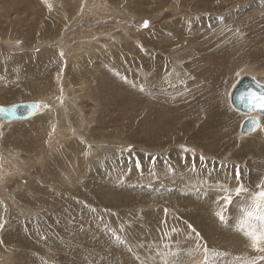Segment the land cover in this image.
<instances>
[{"label": "rangeland", "instance_id": "1", "mask_svg": "<svg viewBox=\"0 0 264 264\" xmlns=\"http://www.w3.org/2000/svg\"><path fill=\"white\" fill-rule=\"evenodd\" d=\"M10 1L0 105H41L0 124V264H264L240 228L264 116L241 136L229 104L240 77L264 84V0Z\"/></svg>", "mask_w": 264, "mask_h": 264}, {"label": "water", "instance_id": "2", "mask_svg": "<svg viewBox=\"0 0 264 264\" xmlns=\"http://www.w3.org/2000/svg\"><path fill=\"white\" fill-rule=\"evenodd\" d=\"M264 91V84L259 82L257 79L244 75L238 79L235 86L229 94V104L233 110L237 111L241 115H244L239 132L242 135H249L256 132L261 126L260 117L264 116V112L259 110L251 109L252 95H259ZM33 105H39V102H18L8 106H1L5 109H14L15 114L4 115L0 114V123L9 124L13 122H19L28 119L38 109L33 108ZM254 121L259 122V127H256Z\"/></svg>", "mask_w": 264, "mask_h": 264}, {"label": "snow or ice", "instance_id": "3", "mask_svg": "<svg viewBox=\"0 0 264 264\" xmlns=\"http://www.w3.org/2000/svg\"><path fill=\"white\" fill-rule=\"evenodd\" d=\"M51 7V5H49ZM144 27H148V22L145 21ZM143 91V89H141ZM33 108H38L39 105H33ZM46 107V106H45ZM259 110L264 112V91L259 95H252L251 100V109ZM0 114L9 115L15 114L14 109H5L0 107ZM256 127H259V122L254 121ZM246 191L243 185L236 189V194L240 195L241 192ZM227 203H231V197L226 198ZM243 217L240 221V228L244 231V234L251 240L252 247L260 252H264V190L259 191L254 194L252 197L251 205L247 208L242 209ZM221 222H225V218L222 214H218ZM256 224L259 225V230L256 228ZM3 227V224L0 223V228ZM130 250V249H129ZM207 264V260H205ZM250 264H256L255 261L250 262Z\"/></svg>", "mask_w": 264, "mask_h": 264}, {"label": "bare ground", "instance_id": "4", "mask_svg": "<svg viewBox=\"0 0 264 264\" xmlns=\"http://www.w3.org/2000/svg\"><path fill=\"white\" fill-rule=\"evenodd\" d=\"M19 1V0H18ZM102 1V0H101ZM108 1V0H107ZM166 1V0H165ZM11 2V4L13 5V6H11V7H14L15 8V10H17V11H24V10H26L27 8H28V6H27V4H23L22 5V3L20 4V3H18V2H16V0H11L10 1ZM20 2V1H19ZM65 2V1H64ZM73 2V1H72ZM24 3V2H23ZM32 3V2H31ZM66 3V2H65ZM64 3V4H65ZM76 3H78V2H76ZM68 4H70V3H68ZM67 4V5H68ZM73 4H74V2H73ZM66 5V4H65ZM213 6V5H212ZM101 7H103V6H101ZM72 8V7H71ZM40 9V8H39ZM60 9V8H59ZM66 8H64V11H63V13L64 12H66V11H68V9H66ZM102 9V8H101ZM30 11V10H29ZM28 11V12H29ZM60 11V10H59ZM62 11V10H61ZM104 11V10H103ZM32 12V11H31ZM33 13V12H32ZM55 13V12H54ZM56 13H58V9L56 8ZM5 14V13H4ZM7 14V13H6ZM7 16H9V15H7ZM54 18H58V16H54ZM53 20V19H52ZM20 21V20H19ZM20 22H22V21H20ZM53 24H55L54 22H53ZM18 25V24H17ZM32 25V24H31ZM31 27H35V25H32ZM37 29V28H36ZM38 29H39V27H38ZM29 31H31V30H29ZM19 34V33H18ZM229 35V37H228V41L230 42V41H232V42H230V44H229V46L230 47H228V49L226 50L225 48L226 47H224V50L222 51L219 47H218V45L220 44H217V45H212L211 44V48H213V46H217V49H215V50H213V52L211 53V54H207L205 51H204V48H207V47H204L203 48V50L202 51H200V52H202V54H201V56H202V59H204V60H212V62L213 61H216V62H218L217 60H220V59H222L224 56H225V54H226V52H228V51H232L233 50V48H235V43H236V34H235V31L232 33V36H235V37H231V33H229L228 34ZM238 35V34H237ZM175 36H176V34H175ZM178 36V35H177ZM7 37V36H6ZM178 38V37H177ZM233 38H235V39H233ZM13 40V39H12ZM202 41V38H198L197 39V41H196V44L197 45H203L204 43H202L201 42ZM196 45V46H197ZM233 47V48H232ZM210 48V47H209ZM209 48H208V50H209ZM210 48V49H211ZM262 54H264V53H262ZM261 55V54H260ZM254 58H256V57H254ZM211 62V63H212ZM215 63V62H214ZM218 64V63H217ZM219 65V64H218ZM98 68H100L99 66H97ZM222 67V66H221ZM229 67V66H228ZM215 70V69H214ZM224 70V69H223ZM101 72V71H100ZM192 72V71H191ZM103 73V72H102ZM195 76V75H194ZM197 76V75H196ZM252 77V76H251ZM155 78V77H154ZM101 80V79H100ZM109 80V79H108ZM107 81V80H106ZM105 83L106 82H104V85H105ZM108 83H109V81H108ZM104 85H103V87H104ZM196 85V84H195ZM200 85V84H199ZM192 86V85H191ZM98 87V86H97ZM96 87V88H97ZM101 87H102V85H101ZM108 87H109V85H108ZM233 89V88H232ZM103 91V90H102ZM168 91V90H167ZM104 92V91H103ZM231 92V91H230ZM98 93H100V92H98ZM169 92H167V94H168ZM171 93V92H170ZM198 93V92H197ZM115 94V93H114ZM98 96H99V94H97ZM157 95H158V93H157ZM169 95V94H168ZM117 96V95H116ZM158 96H160V95H158ZM2 96H1V94H0V98H1ZM119 97V96H118ZM5 98H7V97H5ZM99 99H101V98H99ZM120 99V98H119ZM103 100V99H102ZM24 102H26V101H24ZM32 102H38V101H32ZM120 102V101H119ZM40 104V103H39ZM164 104V103H163ZM209 104V103H208ZM12 105V104H11ZM41 105V104H40ZM1 106H3V105H1ZM8 106V105H7ZM167 106V105H166ZM172 107V106H171ZM39 108H40V106H39ZM158 108V107H157ZM164 108V107H163ZM166 108V107H165ZM164 108V109H165ZM160 109V108H159ZM172 109H173V107H172ZM167 108H166V112H167ZM174 110V109H173ZM39 111V109L34 113V114H36L37 112ZM154 111V110H153ZM171 111V110H170ZM174 111H176V110H174ZM109 112V111H108ZM177 112H178V110H177ZM235 112H237V111H235ZM159 113V112H158ZM160 113H162V110H161V112ZM170 113V112H169ZM172 113V112H171ZM238 113V112H237ZM33 114V115H34ZM157 114V113H156ZM165 114V113H164ZM32 115V116H33ZM153 115H154V113H153ZM161 115V114H160ZM168 114H166V116H167ZM172 115V114H171ZM228 115V114H227ZM226 115V116H227ZM107 116H109L108 115V113H107ZM107 116H104L105 118L107 117ZM244 116V115H243ZM31 117V116H30ZM118 117V116H117ZM155 117H156V115H155ZM159 117V116H158ZM163 117H164V115H163ZM168 117H170V115L168 116ZM179 117V116H178ZM177 117V118H178ZM228 117V116H227ZM245 117V116H244ZM29 118V117H28ZM154 118V117H153ZM166 118V117H165ZM165 118H164V120H165ZM171 118H172V116H171ZM174 118V117H173ZM180 118V117H179ZM178 118V119H179ZM104 119V118H103ZM155 119V118H154ZM168 120L170 119V118H167ZM177 119V120H178ZM227 119V118H226ZM225 119V120H226ZM110 120V119H109ZM153 120V119H152ZM100 122H101V124H103V122H102V120H99ZM106 121V120H105ZM161 121V120H160ZM159 121V122H160ZM19 122H21V121H19ZM158 122V121H157ZM163 122H166V121H163ZM13 123H16V122H13ZM105 123V122H104ZM162 123V122H161ZM174 123V122H173ZM0 124H2V123H0ZM11 124V123H10ZM158 124V123H157ZM241 124V123H240ZM104 125V124H103ZM171 125H172V123H171ZM162 126V125H161ZM160 126V127H161ZM207 126V124L206 123H203L202 125H200V126H198L197 128H198V130L195 128V125L192 127V129L193 130H196L195 131V133L196 132H198V135H199V133H201V132H203V135L202 136H204V134L206 133L207 135H208V132L209 131H207V132H205L206 131V127ZM213 128V127H212ZM262 128V125L259 127V129H261ZM186 129V128H185ZM258 129V130H259ZM189 130H191V129H189ZM240 133V132H239ZM157 134L155 133H152L151 131L147 134V138H148V136H153V137H155ZM206 135V137H209V135L207 136ZM241 136H245V135H242V134H240ZM250 135V134H249ZM213 136V135H212ZM160 137V136H159ZM156 138V137H155ZM199 138V137H198ZM201 138V137H200ZM219 138V137H218ZM221 138V137H220ZM253 139V138H252ZM262 141V140H261ZM258 142H260V141H258ZM227 145H229V143L227 144ZM257 147V146H256ZM259 147V146H258ZM245 149V148H244ZM258 149V148H257ZM259 151H261V150H259ZM222 175L223 174H221V178H222ZM215 176V175H214ZM216 177H217V175H216ZM90 181V180H89ZM92 182H94V179H93V181ZM141 198V197H140ZM134 202L136 203V204H138V203H140V199L139 200H134ZM179 209V208H178ZM4 242V241H3ZM5 243H7L6 241H5Z\"/></svg>", "mask_w": 264, "mask_h": 264}]
</instances>
